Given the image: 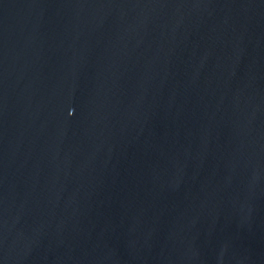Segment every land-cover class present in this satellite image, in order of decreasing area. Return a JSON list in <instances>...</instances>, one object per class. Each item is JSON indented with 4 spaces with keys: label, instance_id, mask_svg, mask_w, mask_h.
<instances>
[{
    "label": "water",
    "instance_id": "obj_1",
    "mask_svg": "<svg viewBox=\"0 0 264 264\" xmlns=\"http://www.w3.org/2000/svg\"><path fill=\"white\" fill-rule=\"evenodd\" d=\"M0 264H264V0H0Z\"/></svg>",
    "mask_w": 264,
    "mask_h": 264
}]
</instances>
